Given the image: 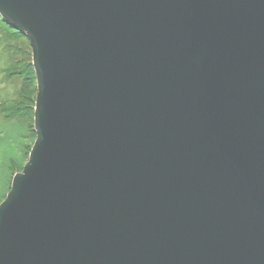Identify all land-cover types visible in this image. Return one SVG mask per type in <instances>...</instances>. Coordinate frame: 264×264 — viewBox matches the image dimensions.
I'll return each mask as SVG.
<instances>
[{
	"label": "water",
	"instance_id": "95a60500",
	"mask_svg": "<svg viewBox=\"0 0 264 264\" xmlns=\"http://www.w3.org/2000/svg\"><path fill=\"white\" fill-rule=\"evenodd\" d=\"M35 140L0 264H264V0H0Z\"/></svg>",
	"mask_w": 264,
	"mask_h": 264
},
{
	"label": "rangeland",
	"instance_id": "374dc122",
	"mask_svg": "<svg viewBox=\"0 0 264 264\" xmlns=\"http://www.w3.org/2000/svg\"><path fill=\"white\" fill-rule=\"evenodd\" d=\"M31 52L28 39L0 21V203L35 140L37 91Z\"/></svg>",
	"mask_w": 264,
	"mask_h": 264
}]
</instances>
